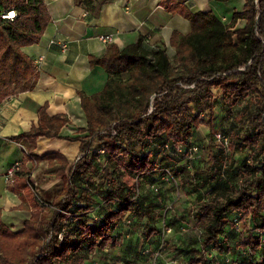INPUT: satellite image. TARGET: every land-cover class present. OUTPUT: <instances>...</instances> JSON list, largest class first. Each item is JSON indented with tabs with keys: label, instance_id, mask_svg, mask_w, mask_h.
I'll return each instance as SVG.
<instances>
[{
	"label": "trees",
	"instance_id": "16d2710c",
	"mask_svg": "<svg viewBox=\"0 0 264 264\" xmlns=\"http://www.w3.org/2000/svg\"><path fill=\"white\" fill-rule=\"evenodd\" d=\"M107 1L76 3L96 18ZM159 3L188 20L191 28L186 35L172 33L173 62L164 48L147 49L141 37L122 49L110 43L103 56L89 57L91 67H102L107 79L102 90L79 94L86 125L77 136H61L67 117H48L44 105L37 125L10 138L29 143L8 190L31 213L19 232L0 219V264H85L104 245H119L114 231L125 215L154 220V204H147L138 191L142 181L151 180L159 167L168 169L165 161L175 165L188 156L192 132L202 125L212 129L205 115H213L217 104L231 116V109L246 99L241 115H246L248 131L242 139L225 137L230 153L247 148L250 161L234 185L222 182L224 173H216L229 157L222 150L209 154L214 172L203 183L218 184L196 208L202 249L191 251L188 264H215L205 253H222L224 223L236 225L235 220L246 228L239 246L247 255L238 263L264 264V0H244L228 24L211 11L191 12L175 0ZM10 11L13 19L2 18ZM239 19L244 26L233 30ZM50 20L44 0H0V104L35 87L38 70L22 48L37 44ZM38 137L79 142L78 159L70 165L59 153L34 156ZM178 145L183 152L175 154ZM29 160L60 165L56 177L63 185L51 202L34 193ZM159 232L147 227V237Z\"/></svg>",
	"mask_w": 264,
	"mask_h": 264
},
{
	"label": "crops",
	"instance_id": "0c3cea01",
	"mask_svg": "<svg viewBox=\"0 0 264 264\" xmlns=\"http://www.w3.org/2000/svg\"><path fill=\"white\" fill-rule=\"evenodd\" d=\"M51 20L37 44L22 48L38 70V79L31 91L19 93L0 104V219L14 232L23 229L30 217V207L20 208L17 193L8 190L7 170L18 164L29 149L26 139L18 142L10 138L27 133L38 123V110L46 105V115H64L68 122L61 128V136H77L86 120L80 106L79 94L90 96L103 89L107 73L100 66L91 67L89 57L99 58L108 44L122 49L136 43L141 37L147 49L164 48L174 58L175 48L170 44L173 32H190L188 20L168 12L160 0H108L95 18L79 6L76 0H44ZM191 12H213L228 24L235 11L240 12L244 0H175ZM245 21L237 20L233 30L242 28ZM110 36V42L100 38ZM64 43L63 50L60 44ZM59 153L73 164L79 157V142L58 138L38 137L32 154L42 157ZM31 184L34 193L45 202H51L62 189V179L56 177L59 164L48 160L35 163L29 160ZM29 184V186H31Z\"/></svg>",
	"mask_w": 264,
	"mask_h": 264
},
{
	"label": "rangeland",
	"instance_id": "374dc122",
	"mask_svg": "<svg viewBox=\"0 0 264 264\" xmlns=\"http://www.w3.org/2000/svg\"><path fill=\"white\" fill-rule=\"evenodd\" d=\"M170 57L173 62V57ZM247 103L248 99L233 107L231 116L219 104L215 106L213 115L209 117L206 114L205 119L212 120V129L202 125L192 132L190 142L197 149L192 158L186 156L175 165L165 161L171 172L167 179L158 172L151 180L145 179L138 186L146 203L154 204L153 222L125 215L114 231L120 244L104 245L89 254L85 264H188L191 251L202 249V230L195 216L196 208L199 202L210 197L211 189L218 184V180L203 183L214 172L210 169L209 154L222 150L229 157L216 173H224L220 177L222 182L234 185L241 178L243 165L250 161L249 149L230 153L228 145L218 139V135L227 136L228 140L244 137L249 123L241 112ZM237 116H241V121L236 119ZM154 153L159 151L154 149ZM96 200L103 203L99 197ZM151 226L160 232L147 237V227ZM243 226L244 222L236 226L226 221L223 226L225 239L220 238L219 242L222 253L208 249L206 256L212 257L215 264H233L244 259L247 250L239 246L246 233Z\"/></svg>",
	"mask_w": 264,
	"mask_h": 264
},
{
	"label": "built area",
	"instance_id": "2783aa9c",
	"mask_svg": "<svg viewBox=\"0 0 264 264\" xmlns=\"http://www.w3.org/2000/svg\"><path fill=\"white\" fill-rule=\"evenodd\" d=\"M14 12L13 11H10V12H7L6 14H3L2 15V18H4V19H13V17H14V15L15 14H13ZM102 41H104V42H110L111 41V37L110 36H104V37H101L100 38ZM60 47L64 50L65 48H66V45L64 44V43H61L60 44ZM218 139H220L221 141H223L225 144H227L228 143V140H227V138L225 137V136H220V135H218ZM196 147H191L190 149H189V152H188V157L189 158H192L191 156L193 155V153H195L196 152ZM183 152V147L181 146V145H178L177 147H176V150H175V154L177 153V154H180V153H182ZM17 168H18V164H14V165H12L8 170H7V173H6V175H7V177L10 179L11 178V176H12V174H13V172L15 171V170H17ZM158 172L161 174V177L162 178H168L170 175H171V172L167 169V168H158ZM155 190L157 189V188H154ZM137 193H138V191H137ZM235 222H236V225L238 226L239 224H240V222L239 221H236L235 220ZM233 264H239L238 262H233Z\"/></svg>",
	"mask_w": 264,
	"mask_h": 264
},
{
	"label": "bare ground",
	"instance_id": "6f19581e",
	"mask_svg": "<svg viewBox=\"0 0 264 264\" xmlns=\"http://www.w3.org/2000/svg\"><path fill=\"white\" fill-rule=\"evenodd\" d=\"M14 14V13H13Z\"/></svg>",
	"mask_w": 264,
	"mask_h": 264
}]
</instances>
